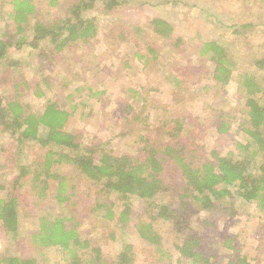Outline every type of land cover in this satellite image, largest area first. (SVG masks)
Listing matches in <instances>:
<instances>
[{
  "label": "trees",
  "instance_id": "trees-1",
  "mask_svg": "<svg viewBox=\"0 0 264 264\" xmlns=\"http://www.w3.org/2000/svg\"><path fill=\"white\" fill-rule=\"evenodd\" d=\"M129 1L159 13L141 22L119 13L125 0H0V134L21 152L29 144L40 149L11 185L0 179V264H251L228 231L247 205L264 228V0H238L244 21L208 16L218 37L197 42L177 33L166 15L180 0ZM104 21L111 28L98 55L94 39ZM130 42L141 69H160L167 81L128 88L131 95L113 101L104 82L121 81L131 63L105 62ZM24 51L65 68V77L27 79ZM234 83L241 98L231 104ZM45 87L58 91L47 97ZM164 89L171 116L158 124L148 96ZM187 101L200 104L210 126L180 110ZM97 106L102 126L119 115L116 132L86 143L67 126ZM233 124L243 142L232 137ZM24 220L33 227L24 229ZM165 225L177 258L165 247ZM97 230L102 234L93 236ZM127 233L139 243L124 241Z\"/></svg>",
  "mask_w": 264,
  "mask_h": 264
},
{
  "label": "rangeland",
  "instance_id": "rangeland-1",
  "mask_svg": "<svg viewBox=\"0 0 264 264\" xmlns=\"http://www.w3.org/2000/svg\"><path fill=\"white\" fill-rule=\"evenodd\" d=\"M122 1L124 2V0ZM148 1H150L155 6V4H158V2H162L163 0ZM141 7L142 6L139 1L133 2L125 0V2L119 8V13H126V15L130 14V16L133 15L134 18L131 16L133 19H138L141 22H145L146 20L148 21L150 17L155 15V13H159V11L156 8H153V6L148 9L149 13L143 11L141 12ZM187 11L192 12V15H190L188 18V20H190L188 24L189 26L185 27V15ZM119 13L113 15V18H115ZM166 15L167 17L169 15V20L175 24L177 33L184 35L186 38L189 37V39H192L195 42L198 40L208 41L218 37V32L220 29L216 28V20H212L214 19V15L217 18L219 17L226 24L244 21L245 17V15L242 13L241 6L238 5V0H180L177 6L167 7ZM208 16H210L212 19L210 17L207 19ZM107 23V21L101 22L99 25V34L97 38L94 39L95 53L98 55L103 54L107 48L105 37L111 28V26ZM4 27L5 22L0 19V32H2ZM82 51L83 49L78 51V53H81ZM135 51L136 47L134 43H124L118 47L114 54V58L111 59L112 62H105L109 65L112 63L115 64L113 66H118L120 61L127 59L131 63V66L129 67L130 70H127V72L125 70V72H123L121 81H115L113 78H111L104 82L103 88H106L109 91V95L113 101L117 98H125V95H131L128 94V88L139 90L141 86L157 87L155 86L156 84L161 86L162 83L165 84V73L161 72L160 69H158V71L155 70L150 74L145 73L141 69V66L135 59ZM21 55L22 53L20 56ZM20 59L22 60L23 64V67L20 71L26 74L27 79L32 80L33 78H37L39 81H41L43 76L47 74L51 75L52 77L57 75L59 77L58 79L61 80L65 77V68L63 69L60 65L54 64V62H42L40 55L37 53L30 55L29 52L24 51ZM67 66L70 67L69 69L72 68L74 71H76L74 67L69 65ZM76 67L77 70H79V67ZM91 78L92 77L89 75V79ZM61 83H63V81ZM166 87H168V85ZM52 89L54 88L45 87L47 97H52ZM54 90L58 91V89ZM71 91L72 90L69 89L65 93L68 94ZM229 91L230 92L227 95V98L230 100L231 104H235L236 100L241 98L236 83L231 86ZM148 98H150V103L156 107V112L154 111L155 113L152 114V118H155L158 124L163 123L171 116V113L168 111V109L171 108L170 97L165 89L161 94L150 93ZM26 99L27 102L33 104V106L36 105V103L33 102L35 100L33 99L32 95H28ZM137 102L138 100H133L134 104ZM140 106H142V103H139L137 107L139 108ZM180 110H189L193 112L195 116L201 117L206 126L211 125V117H209L208 114L202 112V107L200 104L187 101L180 105ZM147 111H150V108H147ZM88 113L89 110L84 115V117H81L80 114H78L75 119L69 122V125L67 126L68 130L72 132L83 133V140H85L86 143H88L89 140H92L94 135L97 133L98 136L101 135L103 140H106L107 137L114 133L115 128H113V124L119 120V115L114 116L111 121L109 119L107 124L102 126L101 124L103 123L102 121L104 118L103 114L101 113V108L97 106L95 109H93V111H91L90 116ZM231 135L236 141L243 142L245 140V135L237 129L235 124H233ZM215 138V131L210 128L209 136H207L209 144L214 143V141H216ZM30 145L31 144L27 145L21 152L20 149L16 147L14 142H10V140L6 139V135L2 136L0 134V179L6 181L8 186L13 183L14 179L19 174V167L21 165L29 164L30 161L40 158V149L36 145H31L32 147H30ZM112 147L114 152H120L121 149L124 148L121 141H114ZM224 151H226V149ZM20 153L22 154L19 155ZM80 189L83 197H87V195L90 193L89 187H87V184L84 182H81ZM257 217L256 210L253 206L247 205L245 208H241L239 215L234 220V224L229 228L230 231L228 232L232 233L233 236L236 237L237 243L240 244L242 255H245L251 264H264V234L262 232L264 228L262 229L261 226L263 224H260V221ZM33 223L34 221L27 222L24 220L22 225L24 229L27 226L31 228L33 227ZM90 226L91 225L86 224L85 228L89 229ZM164 228L166 232L165 247L167 250L174 253V257L177 258L178 254L174 250L175 237L172 235L171 231L169 232L168 225H165ZM97 232L99 235L102 234L100 230H97L94 231L93 236ZM123 238L124 241H132L137 244L139 243L134 236L129 235L128 233L125 234Z\"/></svg>",
  "mask_w": 264,
  "mask_h": 264
}]
</instances>
